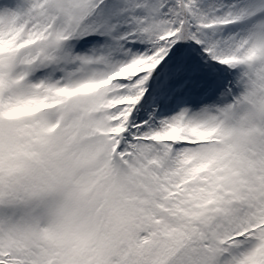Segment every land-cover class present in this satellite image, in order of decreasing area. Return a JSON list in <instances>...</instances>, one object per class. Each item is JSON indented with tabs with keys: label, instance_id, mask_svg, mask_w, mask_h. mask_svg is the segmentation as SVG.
<instances>
[{
	"label": "snow or ice",
	"instance_id": "snow-or-ice-1",
	"mask_svg": "<svg viewBox=\"0 0 264 264\" xmlns=\"http://www.w3.org/2000/svg\"><path fill=\"white\" fill-rule=\"evenodd\" d=\"M0 264H264V0H0Z\"/></svg>",
	"mask_w": 264,
	"mask_h": 264
}]
</instances>
